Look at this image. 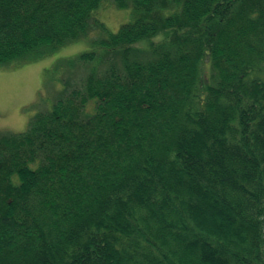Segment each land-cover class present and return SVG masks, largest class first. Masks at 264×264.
<instances>
[{"label":"trees","instance_id":"trees-1","mask_svg":"<svg viewBox=\"0 0 264 264\" xmlns=\"http://www.w3.org/2000/svg\"><path fill=\"white\" fill-rule=\"evenodd\" d=\"M104 1L0 0V66L102 36L0 133V264H264V0Z\"/></svg>","mask_w":264,"mask_h":264},{"label":"rangeland","instance_id":"rangeland-1","mask_svg":"<svg viewBox=\"0 0 264 264\" xmlns=\"http://www.w3.org/2000/svg\"><path fill=\"white\" fill-rule=\"evenodd\" d=\"M112 1L105 0L95 17L110 32H117L122 25L131 22L132 17L130 10L115 8ZM99 37H102L99 33H91L89 39L69 43L38 60L0 66V133L24 132L38 112L48 110L61 92L63 83L73 76L70 72H75L74 79L84 74L82 66L77 70L61 69L56 68V63L95 50L92 40ZM96 52L102 51L97 49Z\"/></svg>","mask_w":264,"mask_h":264}]
</instances>
